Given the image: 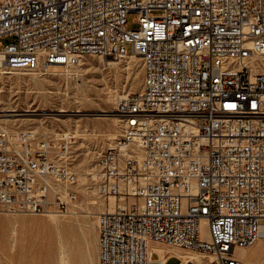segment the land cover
<instances>
[{
	"label": "built area",
	"instance_id": "built-area-1",
	"mask_svg": "<svg viewBox=\"0 0 264 264\" xmlns=\"http://www.w3.org/2000/svg\"><path fill=\"white\" fill-rule=\"evenodd\" d=\"M130 50L144 79L98 157L100 195L123 198L98 213L99 264H155L151 242L214 255L185 264H243L236 247L264 238V0H0L8 70ZM74 140L0 131V211L67 212L77 191L52 190L76 183Z\"/></svg>",
	"mask_w": 264,
	"mask_h": 264
},
{
	"label": "rangeland",
	"instance_id": "rangeland-1",
	"mask_svg": "<svg viewBox=\"0 0 264 264\" xmlns=\"http://www.w3.org/2000/svg\"><path fill=\"white\" fill-rule=\"evenodd\" d=\"M159 12L160 10H154V13ZM136 17V12L129 14L128 27H137ZM128 49H131L130 44H128ZM106 57H99L96 54L84 55L68 73L64 67L57 66L48 72L42 70L37 73H25V71L16 70V72L2 76L0 113H24L15 116L17 120L8 122L11 124L2 123V125L7 126L6 128L11 131L33 130L38 135L74 132L75 140L69 144V155L65 161L76 173L77 180L78 172L80 173L84 168H93L98 177L88 178V189L85 190V192L88 191L87 193L78 188L77 181L74 185H68V188L71 187L77 191V199L70 206L68 213L57 214L56 217H60L58 220L62 224L59 229L50 224L51 216L48 214L26 212L13 214L0 211V217L5 219L0 231V264H59L58 241L60 237H65L66 242L70 243L68 245L61 238L68 245V249L70 247L72 264H86L87 262V264H99L98 217L96 216L103 209L97 207L93 209L92 205L85 204V202L89 203V200L95 198L99 203L107 206L108 198L102 197L99 193L101 171L97 162L99 155L111 147V143H115V138L119 137L122 130L123 120L114 118L119 113L118 103L116 104L114 97L118 93L126 95L140 92L144 77L141 58L136 57L132 60L129 56H122L118 59H113V56ZM113 60H115L114 64L108 63ZM53 71L66 73L58 74ZM113 93L117 94L112 97ZM76 124L79 126L77 127ZM109 134H115L117 137L111 139ZM85 160L86 162H83ZM85 214L87 216H84ZM11 217H17L18 221L11 220ZM14 229L17 232V240L11 244ZM68 234H73V238L70 236V239ZM256 243L249 247H253ZM84 252L87 258L83 256L85 258L83 262ZM261 261L259 258L258 264H262L263 261ZM168 263L179 264V258L174 256L169 259Z\"/></svg>",
	"mask_w": 264,
	"mask_h": 264
},
{
	"label": "bare ground",
	"instance_id": "bare-ground-1",
	"mask_svg": "<svg viewBox=\"0 0 264 264\" xmlns=\"http://www.w3.org/2000/svg\"><path fill=\"white\" fill-rule=\"evenodd\" d=\"M128 54V55H127ZM100 56H107L106 58H108L109 56L110 57H112L113 56V59L115 58V59H118V58H120V57H122V56H129V57H131L130 59H132V58H134V59H136V57H138V58H141L142 59V57L136 52V51H128L127 53H125V54H122V55H117V56H114V55H99V57ZM1 58V57H0ZM80 60V59H79ZM133 60V59H132ZM131 60V61H132ZM121 61V60H120ZM137 61V60H136ZM134 62H135V60H134ZM109 64H114L115 63V60H113V61H109L108 62ZM117 63H118V61H117ZM76 65H74V66H68L67 68H68V70H67V68L66 69H64V70H66L67 71V73L70 71V69L72 68V67H75ZM0 70H2V72H3V74H2V76H4V74L6 75V74H9V73H13V72H16V70H21V71H25V73L26 72H28V73H30V72H40V71H42V70H45V72H48V71H50V69H47V68H45V67H39L38 69H36V70H28V69H25V68H15V69H11V70H8L7 68H5V64L4 63H2L1 64V60H0ZM20 72V71H19ZM54 73L56 72V73H66V72H64V71H53ZM77 72V71H76ZM34 74V73H33ZM2 78V77H1ZM1 78H0V80H1ZM143 79H144V77H143ZM137 81V80H136ZM135 82V81H134ZM138 82V81H137ZM136 82V83H137ZM143 84V83H142ZM115 88V87H114ZM135 89V88H134ZM141 89H142V87H141ZM141 89L139 90V91H141ZM112 93V92H111ZM123 93V92H122ZM107 94V93H106ZM117 94V93H116ZM116 94H111V96L113 95H116ZM120 93H118L115 97H114V100H116L117 102H116V104L117 103H119V101H120V99L124 96L123 94V96L120 94ZM110 95V94H109ZM108 95V96H109ZM112 96V97H113ZM108 99V98H107ZM106 99V100H107ZM112 99V98H111ZM113 100V101H114ZM112 102V101H111ZM115 104V103H114ZM118 105V104H117ZM5 111V110H4ZM14 111H15V109H14ZM4 113V112H3ZM13 113V112H12ZM11 112H10V114H8V113H4V114H1L0 113V131H3V130H5V131H8V132H11V134L12 135H17V134H19L20 132H23V131H26V130H22V131H11V130H9V129H7L6 127H4V125H2V123L3 124H6V125H9V124H11V123H8V122H11V120H15L17 117H15V116H19V115H23L24 113H13L12 114ZM23 117V116H22ZM25 118H27V117H25ZM115 119H122L123 120V126H122V130H123V128H124V126H125V122H126V119L124 118V116L121 114V113H118L115 117H114ZM114 119V120H115ZM17 120V119H16ZM121 120V121H122ZM3 121V122H2ZM116 121V120H115ZM114 121V122H115ZM120 121V120H119ZM117 123V122H116ZM121 123V122H120ZM76 126L78 127L79 125L78 124H76ZM10 127V126H9ZM74 129V128H73ZM76 129H78V128H76ZM122 130H121V132H122ZM31 131H33V130H31ZM73 131V130H72ZM76 131V130H75ZM34 132V131H33ZM78 132V131H77ZM116 132V131H115ZM35 133V132H34ZM69 134H73V135H76V134H74V132H69ZM120 135H121V133L119 134V137H120ZM19 136V135H18ZM18 136H13V138H14V140H17L18 139ZM110 136H112V137H110ZM106 137H107V135H106ZM115 137H117L115 134H112V135H110L109 134V138H115ZM119 137L118 138H115V143L117 142V140L119 139ZM108 138V139H109ZM114 143V144H115ZM114 144H110L111 145V147L114 145ZM69 147V146H68ZM110 148V147H109ZM65 161V160H64ZM83 162H86V160L85 161H83ZM82 163V162H81ZM83 164H86V163H83ZM82 164V165H83ZM98 165V164H97ZM99 166V165H98ZM77 167H79V165L77 166ZM82 167V166H81ZM84 167V166H83ZM82 167V168H83ZM100 167V166H99ZM95 168V167H94ZM78 169V168H77ZM100 171H101V168H100ZM78 180H76L77 181V184H78V188H80L82 191L84 190V193H87V192H85V190L86 189H88V186H87V183H88V178L89 177H91V178H97L98 176H97V173L95 172V170L92 168V169H82V171L79 173L78 172ZM100 176H101V172H100ZM90 181V180H89ZM89 183H91V182H89ZM68 185H71V184H69V183H55L54 185H53V190H52V192H53V194H56V192H63V191H65V189H67L68 188ZM99 186H100V183H99ZM79 189V190H80ZM90 193H91V190H90ZM92 194V193H91ZM90 194V195H91ZM93 195V194H92ZM86 196V195H85ZM112 196V197H111ZM111 196H109V197H107L108 198V201H107V206H104L102 203H99L95 198H92L91 200H89V203H87V202H85V204H90V205H92V208L93 209H95V207H97V208H99V209H110V210H113L114 208H116V207H118L119 205H122L123 204V198L122 197H120V196H115V195H111ZM106 198V199H107ZM135 199V197H130V200L131 201H133ZM81 206V205H80ZM79 206V207H80ZM104 206V207H103ZM82 207V206H81ZM85 208V207H84ZM91 208V209H92ZM96 208V209H97ZM6 212H11V213H17V212H12V211H9V210H6ZM69 212V210L67 211V212H65V213H60V212H53V211H51V212H48V213H46V214H48L49 216H51L49 219V221H50V224L51 225H53V226H55L56 228H60L61 227V223H60V220H58L59 218H57L56 216H57V214H66V213H68ZM89 212V211H88ZM92 212V211H91ZM27 213V212H26ZM73 213H75V212H73ZM36 214H38V213H36ZM76 214V213H75ZM75 214H73V215H75ZM16 216V215H15ZM84 216H87L86 214L84 215ZM95 216V215H94ZM26 217V216H25ZM96 217H98V214H97V216ZM62 218V217H61ZM4 218H1L0 217V231H1V229L3 228V225H4ZM11 220H15V221H18V218L17 217H15V218H12L11 217ZM67 220H70V219H67ZM78 220V219H77ZM24 221V220H23ZM62 221V220H61ZM40 222V221H39ZM42 222V221H41ZM66 222H68V221H66ZM79 222V221H78ZM80 223V222H79ZM97 223H98V218H97ZM85 224V223H84ZM92 224V223H91ZM44 225V224H43ZM67 225H68V223H67ZM46 224H45V228H46ZM93 226V225H92ZM80 227H81V225H80ZM41 228H43V226H42V224H41ZM67 228V227H66ZM88 228V227H87ZM201 228H202V235H204V236H207V228H206V220L205 219H203L202 220V222H201ZM69 229V228H68ZM67 229V230H68ZM83 229V228H82ZM72 230H73V228H72ZM71 230V231H72ZM42 231V230H41ZM58 232V231H57ZM73 232V231H72ZM63 233V232H62ZM61 233V234H62ZM75 234V233H74ZM98 234V247H99V232L97 233ZM96 233H95V235H97ZM58 235H59V233H58ZM69 235V234H68ZM73 235V234H72ZM72 235H69V238H70V236H71V238H73V236ZM61 236V235H60ZM59 236V237H60ZM64 236V235H63ZM97 237V236H96ZM57 238H58V236H57ZM61 238H63V237H60V240L58 241L59 243V264H72V259H71V253H70V247H69V249H68V245L70 244V243H67L66 242V239H65V237L63 238L64 240H65V242L68 244H66L65 242H64V240H62ZM68 238V239H69ZM70 238V239H71ZM86 238V237H85ZM97 239V238H96ZM17 240V232L15 231V229H14V231H13V235H12V238H11V244L13 243H15V241ZM71 241V240H70ZM73 241V240H72ZM96 241V242H97ZM255 242H257L256 243V245H254L253 247H249L250 245H248V246H238V247H236V249H235V254H236V256L238 257V258H240L242 261H243V264H258V259L260 258L262 261H263V263L262 264H264V238H259L258 240H256ZM254 242V243H255ZM253 243V244H254ZM0 244H1V240H0ZM57 244V245H58ZM67 245V246H66ZM88 245V244H87ZM151 248L152 249H155V250H157L158 252H159V254H160V258L159 259H156V261H155V264H160L161 262H166V260H167V258L169 257L168 255H170V254H175V253H177V255L178 256H180L182 259H183V264H185L186 263V261L187 260H193V261H195V262H200L202 259H203V257L204 256H208L209 258H213L214 257V255L213 254H211V253H204V252H200V251H196V250H193V249H187V248H182V247H180V246H177V245H173V244H162V243H158V242H151ZM73 246V245H72ZM96 246V245H95ZM58 247V246H57ZM79 247H81L80 245H79ZM83 248V247H82ZM77 249H78V247H77ZM80 249V248H79ZM83 249H85V248H83ZM82 249V250H83ZM97 249V248H96ZM87 250V249H86ZM76 251H78V250H76ZM85 251V250H84ZM87 251H89V250H87ZM98 251V250H97ZM80 253V252H79ZM78 253V254H79ZM81 253H82V251H81ZM75 254V253H74ZM82 255V254H81ZM87 255V254H86ZM85 255V252H84V255H82V257L83 256H85L86 258H87V256ZM90 255V254H89ZM78 256H80V254L78 255ZM79 258H81V257H79ZM89 258V257H88ZM75 259V258H74ZM84 257H83V262H84ZM93 258H91V260H92ZM87 261V260H86ZM89 261V260H88ZM261 261V262H262ZM92 262V261H91ZM260 262V263H261ZM74 263V262H73ZM86 263V262H85ZM88 263V262H87ZM86 263V264H87ZM90 264V263H89ZM92 264V263H91Z\"/></svg>",
	"mask_w": 264,
	"mask_h": 264
},
{
	"label": "crops",
	"instance_id": "crops-1",
	"mask_svg": "<svg viewBox=\"0 0 264 264\" xmlns=\"http://www.w3.org/2000/svg\"><path fill=\"white\" fill-rule=\"evenodd\" d=\"M174 256L177 257V258H179L178 255H177V253H175V254L170 255V256L168 257V261H169L170 258H172V257H174ZM179 262H180V261H179Z\"/></svg>",
	"mask_w": 264,
	"mask_h": 264
}]
</instances>
